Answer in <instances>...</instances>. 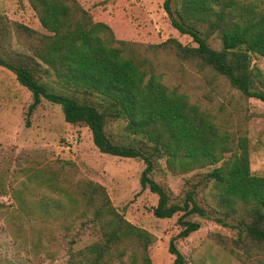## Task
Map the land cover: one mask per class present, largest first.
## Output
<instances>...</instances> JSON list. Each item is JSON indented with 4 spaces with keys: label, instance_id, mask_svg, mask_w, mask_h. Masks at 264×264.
Masks as SVG:
<instances>
[{
    "label": "trees",
    "instance_id": "1",
    "mask_svg": "<svg viewBox=\"0 0 264 264\" xmlns=\"http://www.w3.org/2000/svg\"><path fill=\"white\" fill-rule=\"evenodd\" d=\"M29 2L49 34L16 23L35 39L30 52L0 51V66L32 92L28 118L43 99L59 104L67 122L91 130L101 152L144 161L142 188L158 195L151 211L158 218L181 214L177 236L186 238L201 228L193 216L212 220L236 229V245L248 256L255 251L256 264H264V176L252 173L248 138L235 143L209 111L166 86L152 61L115 46L110 26L94 22L76 0ZM164 8L172 26L191 35L196 45L172 38L163 46L224 76L246 97L264 100L252 67L253 54L264 58V0H165ZM3 27L0 15V42ZM215 34L220 48L209 42ZM114 124L122 125L127 139H113ZM162 159L175 174L213 168L187 179L188 188L179 196L156 178ZM81 194L102 234L83 251L90 264H126V257L130 264H153L154 236L116 210L104 186L89 182ZM168 249L172 264H186L176 237Z\"/></svg>",
    "mask_w": 264,
    "mask_h": 264
},
{
    "label": "rangeland",
    "instance_id": "2",
    "mask_svg": "<svg viewBox=\"0 0 264 264\" xmlns=\"http://www.w3.org/2000/svg\"><path fill=\"white\" fill-rule=\"evenodd\" d=\"M76 1L94 22L110 26L115 46L152 61L166 86L209 111L235 143L247 137L252 173L264 176V100L246 97L224 76L180 59L163 46L172 38L196 45L191 35L172 26L165 0ZM0 15L4 20L0 51L5 55L29 53L35 42L16 23L49 34L29 0H0ZM209 42L221 46L217 34ZM252 67L258 76L256 85L264 93V58L253 54ZM16 79L0 66V264H71L73 260L90 264L83 251L102 234L92 206L83 202L81 187L89 182L104 186L115 209L154 236L149 249L153 264H172L174 255L168 249L172 237L186 264H256L255 251L248 256L234 242L237 230L215 221L193 216L201 221V228L186 238L177 236L181 214L158 218L151 211L158 195L142 188L146 166L142 159L101 152L87 126L67 122L62 107L46 99L29 119L32 92ZM110 131L116 141L127 139L121 124L112 125ZM160 167L156 178L179 196L188 188L187 179L213 168L175 174L165 159ZM124 262L130 264L127 257Z\"/></svg>",
    "mask_w": 264,
    "mask_h": 264
}]
</instances>
